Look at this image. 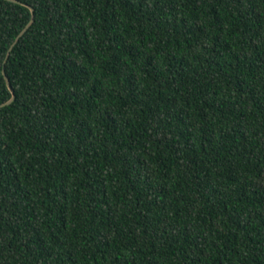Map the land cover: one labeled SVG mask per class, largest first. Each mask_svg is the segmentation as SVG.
I'll return each mask as SVG.
<instances>
[{
  "label": "trees",
  "instance_id": "16d2710c",
  "mask_svg": "<svg viewBox=\"0 0 264 264\" xmlns=\"http://www.w3.org/2000/svg\"><path fill=\"white\" fill-rule=\"evenodd\" d=\"M20 1L0 264H264V0Z\"/></svg>",
  "mask_w": 264,
  "mask_h": 264
},
{
  "label": "water",
  "instance_id": "95a60500",
  "mask_svg": "<svg viewBox=\"0 0 264 264\" xmlns=\"http://www.w3.org/2000/svg\"><path fill=\"white\" fill-rule=\"evenodd\" d=\"M11 1H15V2H18V3H22L20 0H11ZM28 6L32 9L33 17H32V19L29 21V23L26 25V27L22 29L21 33H20V34L18 35V37L16 38V41L14 42V44L20 39L21 36L24 35V33L27 31V29H28V28L34 23V20H35V19H34V10H35V9H34V7L31 6V5H28ZM8 56H9V54H8ZM4 74H5V78H6V83H8L9 87L11 88L12 86H11V83L9 82L10 79H9V77L6 75L5 70H4ZM14 99H15V95H13V97H12L9 101H7L6 103L1 104L0 107L3 106V105H5V104H9V103H11Z\"/></svg>",
  "mask_w": 264,
  "mask_h": 264
}]
</instances>
